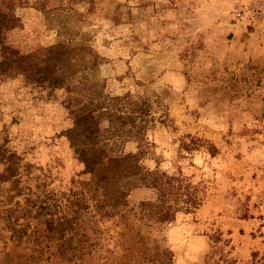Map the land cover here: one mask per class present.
Instances as JSON below:
<instances>
[{
  "label": "rangeland",
  "instance_id": "obj_1",
  "mask_svg": "<svg viewBox=\"0 0 264 264\" xmlns=\"http://www.w3.org/2000/svg\"><path fill=\"white\" fill-rule=\"evenodd\" d=\"M0 7L12 20L5 45L42 60L60 47L68 63L50 88L0 71V145L21 158L23 194L9 202V185L0 183V264H153L155 245L171 253L169 264H264V0H0ZM126 95L146 103L148 119L136 139L101 117L110 153L138 154L144 169L181 174L201 201L156 229L138 213L155 198L145 188L130 192L120 214L97 210L69 138L70 97L101 106ZM25 210L19 223L30 238L10 240L9 219ZM51 217L77 249L72 262L58 258L66 241L48 235Z\"/></svg>",
  "mask_w": 264,
  "mask_h": 264
},
{
  "label": "trees",
  "instance_id": "obj_2",
  "mask_svg": "<svg viewBox=\"0 0 264 264\" xmlns=\"http://www.w3.org/2000/svg\"><path fill=\"white\" fill-rule=\"evenodd\" d=\"M11 25L9 12L0 7V71L21 74L28 79V82L31 80L30 83L41 88L45 86L50 88L59 82L60 75L56 74L57 70L68 66V63L64 62L65 58L62 57L60 47L46 50L43 60L34 54L20 55L3 42L2 35L11 28ZM74 67L75 62L69 58V83ZM45 83L48 84L45 85ZM73 89L74 87L69 86V92ZM69 112L73 115V126L69 129V138L74 145V155L83 165V173L91 176L92 180L88 186L92 190L93 197L97 194L96 208L103 216L110 217L116 213L120 214L121 209L127 206L126 199L130 192L138 188L154 192L155 198L141 202L138 211L141 219L146 220L148 226L153 229L170 223L176 212H190L200 206L201 201L198 198L197 188L187 182L181 174L168 175L158 170L144 169L138 163V154L115 157L110 153L105 140L102 139L99 128L101 117H105L110 127L117 129L128 127L134 132L136 139H141L145 128L143 123L147 122L149 114L145 102L133 100L130 95H126L107 97L101 106L100 102L94 104L93 100L83 105L75 103V99L70 97ZM207 150L212 156L217 153L213 145H210ZM20 163V156L0 145V164L4 166L0 172V183L9 185V202L23 195L22 188L18 186ZM17 204L18 202L15 203ZM28 213L29 211L25 210L24 214H17L15 219H9L10 240L30 238L26 229L28 225L19 223L20 219L28 217ZM121 217H124V214ZM50 219L46 220L48 235H56V239L66 241L57 248L58 258L72 262L77 249L66 246L69 240L64 239V224L59 222L55 224L54 219L52 217ZM170 256L171 253L168 250L155 245L149 255V261L153 264H169ZM9 264L28 263L10 260Z\"/></svg>",
  "mask_w": 264,
  "mask_h": 264
}]
</instances>
